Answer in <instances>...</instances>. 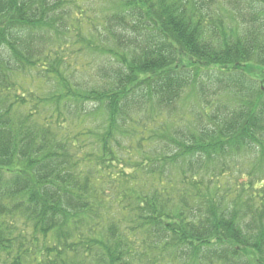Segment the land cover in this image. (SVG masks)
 Segmentation results:
<instances>
[{
	"label": "trees",
	"instance_id": "trees-1",
	"mask_svg": "<svg viewBox=\"0 0 264 264\" xmlns=\"http://www.w3.org/2000/svg\"><path fill=\"white\" fill-rule=\"evenodd\" d=\"M87 2L0 0V264H264V0Z\"/></svg>",
	"mask_w": 264,
	"mask_h": 264
},
{
	"label": "rangeland",
	"instance_id": "rangeland-1",
	"mask_svg": "<svg viewBox=\"0 0 264 264\" xmlns=\"http://www.w3.org/2000/svg\"><path fill=\"white\" fill-rule=\"evenodd\" d=\"M88 2H87V4H92V3H94L96 0H87ZM102 6V4H101V2L99 1V5H98V7H101ZM90 8H92V7H90ZM95 23H97V21H95ZM69 36H70V34H69ZM82 57H83V55H81ZM184 59H185V57H183ZM44 62L42 61L41 62V64H40V66L43 64ZM185 64H187L186 62H185ZM180 65H182V64H180ZM92 67H94V66H92ZM249 71L252 73H255V72H259V70L256 68V66L253 68V69H249ZM249 72V73H250ZM89 74H91L90 72H89ZM88 73H86L85 74V76H83V82H84V84L87 86V87H90L91 86V82H92V78L90 77V75H89ZM90 77V78H89ZM38 93L37 94H34L33 96L35 97V96H37L38 94H40V92L39 91H37ZM225 98H227L226 96H225ZM229 98V97H228ZM227 98V99H228ZM34 99V98H33ZM188 102H186V104H185V106L183 105V107L185 108V109H187V108H190V105H189V103H190V100H187ZM182 111H184L183 109L181 110V112ZM12 176L13 175H11V174H8V173H5V175H4V179L5 180H9V179H11L12 178Z\"/></svg>",
	"mask_w": 264,
	"mask_h": 264
}]
</instances>
